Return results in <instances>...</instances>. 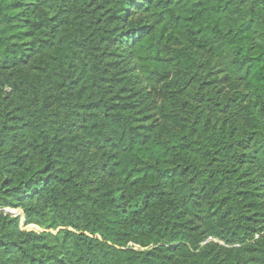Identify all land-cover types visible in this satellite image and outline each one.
I'll return each instance as SVG.
<instances>
[{"label": "trees", "instance_id": "trees-1", "mask_svg": "<svg viewBox=\"0 0 264 264\" xmlns=\"http://www.w3.org/2000/svg\"><path fill=\"white\" fill-rule=\"evenodd\" d=\"M0 264H264V0H0Z\"/></svg>", "mask_w": 264, "mask_h": 264}]
</instances>
